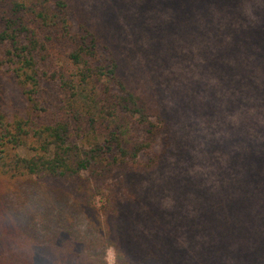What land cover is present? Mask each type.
I'll return each mask as SVG.
<instances>
[{
  "label": "trees",
  "instance_id": "16d2710c",
  "mask_svg": "<svg viewBox=\"0 0 264 264\" xmlns=\"http://www.w3.org/2000/svg\"><path fill=\"white\" fill-rule=\"evenodd\" d=\"M127 1L136 27L160 26L169 35L145 51L148 66L167 70L170 59H183L176 42L182 49L190 43L224 95L235 98L234 109L222 110L228 121L236 114L230 137L208 139L201 152L190 137L184 156L176 157L189 162L195 156L189 150L197 151L204 169L191 163L163 176L174 153V117L130 82L120 38L91 20L88 3L0 0V71L6 67L3 74L31 110L28 118L9 120L0 109V180L37 184L32 218L46 202L53 210L45 217L62 223L75 241L83 242L81 231L66 222L82 218L104 226L107 231L96 227V239L83 242L93 260L104 257L101 264L109 247L118 264H264V253L255 254L264 251V0ZM118 3L125 8L126 0ZM211 31L219 53L216 45L197 51L196 39ZM59 54L64 64L50 76ZM255 68L260 74L254 76ZM48 85L59 88L62 101L53 102ZM210 106L204 96L190 109L206 119L214 111ZM134 128L142 141L132 140ZM215 148L224 158L220 166L213 162ZM146 155L151 158L142 163ZM155 187L166 191L156 195ZM166 197L172 210L164 207ZM1 244L0 229V253ZM74 264L88 261L82 255Z\"/></svg>",
  "mask_w": 264,
  "mask_h": 264
},
{
  "label": "rangeland",
  "instance_id": "374dc122",
  "mask_svg": "<svg viewBox=\"0 0 264 264\" xmlns=\"http://www.w3.org/2000/svg\"><path fill=\"white\" fill-rule=\"evenodd\" d=\"M118 1L120 0H116L115 3L114 0H84L89 6L86 9L92 13V17L90 16L91 20L95 21L98 26H107L112 35L120 38L118 52L123 61L124 74L129 77L130 82L143 93L147 92V94L152 95L151 97L154 100L162 101L167 106L170 115L174 117L172 122L175 131V137H172L174 153L169 158L162 175L169 177L173 175L172 172L174 170L182 173L181 167H189L191 163H194L197 170L202 171L204 167L200 165L196 158L199 154L198 152H201L202 147H206L208 139L218 142L221 133L230 137V128L232 126L229 123L231 122L232 125H235L236 114L233 113L228 121V116L222 110L224 107L229 106L234 109L236 100L234 97L224 95L222 84L208 75L205 59L199 56L197 52L191 53L190 48L193 49V46L190 43H184V48L182 49L180 42H176L177 53L181 52L183 59H170L167 70L160 69L152 64L148 66L145 59V51L154 42V45H157V39L161 35L165 36L161 42L167 41L166 38L169 35L161 33L163 29L161 30L160 26L156 27L155 31L147 25L145 27L142 26V28L136 27L130 18L133 12L127 6L129 2L126 0V6L123 8ZM250 6L251 3L245 2L243 7L249 11ZM156 33L159 34L156 35ZM205 36V39L201 36L196 39L197 51L199 49L201 52L203 47L214 48L216 45L217 41L213 38L212 31ZM215 49L216 54L221 50L220 46L217 45ZM2 52L3 50L0 49V53ZM187 53H190L188 58L186 56ZM63 61L60 54L54 57L49 70L50 76L58 71L59 67L63 66ZM195 62L198 65L203 63L204 67H198ZM5 68L4 66L0 71V93L2 94L0 109L9 120L14 119L16 116L28 118L31 110L27 100L18 86L10 80L9 74H3ZM254 70V76L260 74L259 69L255 68ZM196 89L198 90L195 96L190 98ZM45 90L52 94L51 99L54 103L59 100L62 101L58 87L55 88L48 85ZM204 96L205 101H208L211 105L210 108L214 109L212 115L209 118L207 116L206 119L199 116L197 110L194 113L190 109L192 102L201 101ZM187 102L189 107L188 104H185ZM252 107L257 108L258 105L254 103ZM132 133L133 141H142L144 139L142 134H138L136 128L133 129ZM190 137V140L194 138L198 152L189 150L195 156L187 162L179 159L176 155L178 154L179 157L184 156L182 150L188 147L186 142ZM158 150H161V145H159ZM22 153L27 154L26 151H22ZM221 155L220 149L215 148V159L213 161L215 164L212 162L214 165L220 166L223 164L224 158ZM150 158V155H146L142 163L144 161L147 162ZM189 170L192 171L194 169L189 168ZM152 178L158 180V173L153 175ZM30 182L26 180H0V229L2 240L0 264H74L77 263L79 256L82 255L87 258L88 264H101V260L104 262L103 256H100L98 261L93 260L96 258L92 256L90 247L84 249V241L88 243L89 240L93 241L96 239L95 228L97 226L90 223L88 219L83 220L81 218L79 221L70 220L66 222L67 226L72 225L74 229L77 227L81 231L79 235L77 234V237L83 238L81 239L83 242H79L78 240H73L74 237L72 238L68 233H64V225L57 223L59 222L58 220L45 217L53 210L50 209L51 205L49 207L46 205V202L40 210L42 214L36 219L32 218V202L36 198L34 193L38 192V186H36L35 181L36 185ZM161 182L163 180H159L158 184ZM161 191L166 190H160L157 187L152 190L156 195L157 193L161 195ZM119 192L123 198L127 197L125 190L120 189ZM169 200V197L165 198L164 207L172 210L173 205L170 204ZM97 201L100 204L101 201L99 199ZM33 224L36 225L37 229L35 236L33 234ZM97 229L102 233L106 230L102 225L97 227ZM252 252L253 250L250 251V253ZM262 253H264L263 250L255 251L258 256L262 255ZM249 255L247 254V256ZM119 257L122 259L123 255ZM252 259L254 260L255 258L252 256ZM105 261L106 264H118V254L114 247L107 249ZM120 264H122V261Z\"/></svg>",
  "mask_w": 264,
  "mask_h": 264
}]
</instances>
